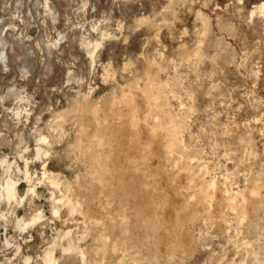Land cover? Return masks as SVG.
<instances>
[{
	"label": "rangeland",
	"instance_id": "rangeland-1",
	"mask_svg": "<svg viewBox=\"0 0 264 264\" xmlns=\"http://www.w3.org/2000/svg\"><path fill=\"white\" fill-rule=\"evenodd\" d=\"M262 5L0 0V163L10 164H0V191L6 179L17 191L15 201L0 199V264H44L55 239L59 264H99L103 239L115 232L128 243L122 264H264ZM122 93L131 95L140 122L148 115L139 122L142 142L149 139L147 126L171 127L178 144L171 158L162 156L157 142L145 159L131 149ZM93 105L105 128L99 132ZM80 127L86 133L79 136ZM94 134L110 147L91 145ZM159 135L165 136L162 130ZM37 148L46 155L37 157ZM183 167L200 176H194L196 190L213 184L227 194L225 203H241L260 184L253 211L222 209L223 218L209 221L200 208L188 223V213L178 211L181 196L190 200L191 193ZM43 170L58 186L43 178ZM145 171L154 177L142 178ZM100 179L103 187L92 186ZM154 191L165 201L152 204ZM68 200L81 205L70 213ZM103 200L124 218L116 230L106 221ZM38 213L39 223L24 228ZM177 224L187 236L185 248L171 250ZM69 241L85 251L84 263L78 251H61ZM112 255L103 264H114Z\"/></svg>",
	"mask_w": 264,
	"mask_h": 264
},
{
	"label": "bare ground",
	"instance_id": "bare-ground-1",
	"mask_svg": "<svg viewBox=\"0 0 264 264\" xmlns=\"http://www.w3.org/2000/svg\"><path fill=\"white\" fill-rule=\"evenodd\" d=\"M264 5H262V7L260 8V12L261 13H263L264 12ZM95 44V43H94ZM97 47V46H96ZM95 48V47H94ZM131 95H125L124 93H122L121 94V97L118 99V101L119 102H123L122 104L124 105H126L127 106V109L129 110L128 112H126V113H128L127 115H128V124L127 125H129L128 127L129 128H127L128 129V131L127 132H129V134H130V136H129V142H130V147H131V149H133V150H135L136 151V153H138L141 157H142V159H145L146 157H148L150 154L151 155H153L152 153H153V146H156V145H154V144H156V142H157V146H159L160 147V149H161V152H162V156L164 157V158H166V159H169V158H171L172 156H173V153H175V150L177 149L176 147H177V141L174 139V138H172L171 136H170V134L172 133V130H171V127H169V126H166V127H161V125H158V124H154V125H149V123H148V125L149 126H147V128H146V130H147V132H148V135H149V139L148 140H146V141H144V142H142L141 140H140V132H141V122H143V121H145V118L147 119V117L146 116H148V115H146V116H144V118L142 117V119H141V117H140V119L142 120L141 122H140V120H139V118L136 116L138 113H139V110H138V113L136 114V109H135V107L136 106H134V105H132V104H134V101H133V103H131L132 102V100H131V97H130ZM115 100V99H114ZM118 101H117V103H118ZM136 104V103H135ZM99 105V104H98ZM118 105H119V103H118ZM137 105V104H136ZM149 105V104H148ZM114 106H116V105H114ZM99 107V106H98ZM98 107L97 106H92L91 107V118L96 122V124H97V130H96V132H99L100 131V129L103 127L104 128V125H102V122L100 121L101 119H100V112H99V110H98ZM78 109V108H77ZM82 108H79V110H78V112L79 113H82V112H84L83 111V109L81 110ZM126 109V110H127ZM139 109V108H138ZM151 109V108H150ZM149 109V110H150ZM152 109H153V107H152ZM155 110V109H154ZM82 111V112H81ZM146 112V111H145ZM149 112V111H148ZM147 112V113H148ZM120 116V115H119ZM139 116V115H138ZM57 117V116H56ZM122 117V116H121ZM154 118V117H153ZM155 118H156V116H155ZM160 118V117H159ZM57 119V118H56ZM118 119V118H117ZM120 119V118H119ZM118 119V120H119ZM157 119L158 118H156L155 119V121H157ZM159 120V119H158ZM168 121V120H167ZM95 122H93V123H95ZM104 122V121H103ZM139 122H140V124H139ZM146 122V121H145ZM178 123H179V121H178ZM169 124V123H168ZM167 124V125H168ZM179 125V124H178ZM108 126V125H107ZM178 127V126H177ZM125 128H126V126H125ZM124 128V129H125ZM145 128V127H144ZM143 128V129H144ZM105 129V128H104ZM110 129V128H109ZM179 129V128H178ZM161 130L164 132V134H165V136L164 137H162V136H160L159 135V133L161 132ZM180 130L181 129H179V133H180ZM174 131V130H173ZM182 131V130H181ZM86 133V130L84 129V127H80V129H79V131H78V135L80 136V134H85ZM181 134V133H180ZM146 137H148V136H146ZM47 139H46V137L45 138H41L40 139V141H38V142H41V143H45V141H46ZM91 145L92 144H94V146H97L98 147V149H99V147H104V145H106L105 144V142H104V140H103V136H100V137H98L96 134H94L92 137H91ZM89 141V142H90ZM77 143H79V142H77ZM90 144V143H89ZM89 144H87V145H89ZM180 145V144H179ZM106 146H108V144L106 145ZM156 146V147H157ZM39 147V146H38ZM92 147V146H91ZM108 147H110V146H108ZM107 147V148H108ZM159 147H158V149H159ZM94 148V147H93ZM88 149V148H87ZM92 149V148H91ZM92 150H94V149H92ZM83 151V150H82ZM87 151V150H86ZM90 150H88V152H89ZM99 151V150H98ZM97 151V152H98ZM102 151H103V148H102ZM36 153H37V157L41 154V153H44V155H46V152H44V151H42L40 148H37L36 149ZM93 153H94V151H93ZM103 153V152H102ZM160 153V152H159ZM97 154V153H96ZM108 154V153H107ZM88 155V154H87ZM99 155V154H98ZM106 155V154H105ZM100 157H103V156H99V158ZM106 157V156H105ZM178 157H181V156H178ZM109 158V157H108ZM101 159V158H100ZM95 160V159H94ZM99 160V159H98ZM102 160V159H101ZM104 160V159H103ZM107 160V159H106ZM134 160V162H135V159H133ZM181 160V159H180ZM97 161V160H96ZM105 161V160H104ZM93 162V161H92ZM101 162V161H100ZM193 162V161H192ZM191 162V163H192ZM102 163H103V161H102ZM106 163H107V161H106ZM136 163V162H135ZM1 165H7V168L8 167H10V164H8L6 161H2L1 163H0ZM94 164V163H93ZM97 164V163H96ZM134 164V163H133ZM184 164V163H183ZM187 164V163H186ZM99 165H101V164H99ZM103 165H104V163H103ZM175 165V164H174ZM188 165V164H187ZM44 166V165H43ZM107 166V165H106ZM183 166H186V165H183ZM189 166V165H188ZM190 167V166H189ZM187 168V167H183V168H181L180 170L181 171H185V172H187L188 174H187V176H188V185H186V186H188V190H190L191 191V193L189 194V196H188V194H187V196L190 198V200L189 199H185L183 196H181L182 197V200H181V203H180V206H179V210L178 211H180L181 213H183V214H185V213H188V214H185V215H187L186 216V219L188 220V223H190V221H193L194 219H196V217L198 218V214L199 213H197V211L201 208L203 211H204V214L206 213V215H207V220H209V221H212L214 218H216L217 216H219L220 218H223V216H224V214L225 213H222V211H220V210H222V209H225L224 211H227V210H232V211H237V212H239V211H242V212H244V213H248V212H250L252 209H253V207L255 206V204L257 203L256 201H257V198H256V193L257 192H259L258 190L260 189V184L259 185H255V183H254V187H253V189H251V191L246 195V197L245 198H243L242 199V202L241 203H235V202H229V203H225V201H224V199H225V195H224V193H223V190H216V188L214 187V185L213 184H211V185H209V187H207V188H203V189H199V190H196L195 188H197V186L198 185H196V182H195V177L194 176H196V175H194L193 174V171H191V169L190 168ZM97 168V167H96ZM177 168V167H176ZM103 169V168H102ZM101 169V171L99 172V175H102L103 173L105 174V171L106 170H102ZM107 169V168H106ZM98 170V169H97ZM100 170V169H99ZM149 170V169H148ZM4 172H6V171H4ZM153 172H155V171H153ZM158 172V171H157ZM47 172H45V170H43V174H42V176H43V178H45V179H47L49 182H50V184L52 185V187L53 186H58V179L54 176V175H47L46 174ZM150 173V172H149ZM158 173H160V172H158ZM51 174V173H50ZM155 174V173H154ZM27 173L25 174V176L27 177ZM152 175V174H151ZM151 175H149L148 174V171H145V172H143L142 173V178H145V179H147V178H150L149 176H151ZM201 175V174H200ZM106 176V175H105ZM153 177H154V175H152ZM197 176H199V175H197ZM196 176V177H197ZM200 177V176H199ZM9 178V177H8ZM109 178V177H108ZM107 178V179H108ZM99 179V178H98ZM106 179V180H107ZM94 180V179H93ZM102 179H100V180H97L96 182H93L92 183V186L95 184H97V186L98 187H101L102 186ZM119 181V180H118ZM198 181V180H197ZM104 182V181H103ZM198 182H200V181H198ZM87 184V183H86ZM105 184V183H104ZM108 184V183H107ZM116 184V183H115ZM121 184V183H120ZM119 184V185H120ZM198 184V183H197ZM95 185H94V187H95ZM216 185V184H215ZM251 185H252V183H251ZM253 186V185H252ZM91 187V186H90ZM103 187V186H102ZM124 187V186H123ZM84 188V187H83ZM97 188V187H96ZM221 188H222V186H221ZM55 189V188H54ZM94 189V188H93ZM105 190V189H104ZM86 191H87V189H86ZM88 191H89V189H88ZM87 191V192H88ZM29 192H31L32 193V195H33V189H31V190H29ZM155 192V195L154 194H152L151 195V200L153 201L152 202V204L154 203H156L157 202V200H164L165 201V199H164V195L162 194V192H159V194H156V192L158 193V191H154ZM180 192V191H179ZM178 192V193H179ZM152 193V192H151ZM187 193V192H186ZM185 193V194H186ZM228 193V192H227ZM234 193V192H233ZM16 194H17V191H16V183L15 182H12L10 179H6V181L4 182V185L1 187V191H0V199L1 200H4L5 202H11V201H15L16 200ZM95 194V193H94ZM112 194V193H111ZM182 195H183V192L181 193ZM180 194V195H181ZM226 194V193H225ZM231 194V193H230ZM110 195V194H109ZM143 195V194H142ZM227 195V194H226ZM71 196V195H70ZM140 197V196H139ZM105 198V197H104ZM233 198H234V196H233ZM92 199V198H91ZM146 199V198H145ZM235 200H236V198H234ZM233 199V200H234ZM64 200V199H63ZM80 200V199H79ZM88 200V199H87ZM109 200V199H108ZM115 200V199H114ZM214 200L215 201H217L216 203V205L218 206V208H219V212H220V214L218 215V214H215V210H214V206L216 207V205L214 204V206L212 205L213 204V202H214ZM86 201V200H85ZM104 201V200H103ZM107 201V200H106ZM106 201H104L103 203H102V208H103V211H104V215H105V218H106V221L108 222V224H109V226L112 228V229H117V224H119L120 222H123V217H121V216H117V215H115L114 213H113V206H111V204L109 203V202H111L112 200H111V198H110V201L108 202H106ZM164 201H162V202H164ZM58 203V202H57ZM66 203V202H65ZM150 204H151V202H149ZM161 203V202H160ZM260 203V202H259ZM63 204V203H62ZM81 205V202L79 201V202H77L76 203V206H80ZM54 206V205H53ZM67 208H69V212L70 213H72V212H74L75 210V205L74 204H71L70 203V201L68 200L67 201V205H65ZM115 206V205H114ZM259 206H260V204H259ZM149 207V206H148ZM97 208V207H96ZM217 208V207H216ZM217 208V209H218ZM115 209V208H114ZM118 209V208H117ZM120 209V208H119ZM148 209H150V207L148 208ZM239 210V211H238ZM100 211V210H99ZM253 211V210H252ZM53 214L54 215H57L58 214V210L56 209V208H53ZM100 214H102V213H100ZM233 214V213H232ZM85 215V214H84ZM184 215V216H185ZM236 215V214H235ZM238 215V214H237ZM248 215V214H247ZM59 216V215H58ZM99 216H101V215H99ZM89 217V216H88ZM103 217V216H102ZM41 215H40V213H38V214H34L32 217H31V219L26 223V224H24V228H27V227H31V226H34L35 224H37V223H39V221L41 220ZM245 218V217H244ZM243 217H242V219H244ZM185 219V220H186ZM105 220V219H104ZM177 220V219H176ZM220 220V219H219ZM20 221V220H19ZM214 221V220H213ZM178 222V221H177ZM18 223V222H17ZM21 223V222H20ZM77 223V222H76ZM100 223V222H99ZM102 223V222H101ZM19 224V223H18ZM98 224V223H97ZM179 224H180V222H179ZM182 224V223H181ZM190 224H192V223H190ZM90 225V224H89ZM102 225H103V223H102ZM178 225V224H177ZM119 226V225H118ZM121 226V225H120ZM182 226H183V224H182ZM213 226V225H212ZM103 227V226H102ZM175 227V231H174V234H172V235H174V237H175V239L178 237H180V239H176V241L174 240V241H172L170 244H169V249H171V250H175V249H177V250H179L180 248L182 249V248H185V245H184V243H185V238H187V236L186 235H184L183 233H181V232H183V228L182 227H180L179 225L178 226H174ZM109 228V227H108ZM182 228V229H181ZM111 230V229H110ZM70 231V230H69ZM87 231V230H86ZM112 231V230H111ZM120 232V231H119ZM69 233L70 232H66L65 234H64V237H67L68 235H69ZM104 233V232H103ZM113 233V232H112ZM114 234V233H113ZM188 234V233H187ZM83 235V234H82ZM88 235V234H87ZM100 235V234H99ZM99 235H98V237H99ZM108 236H110V234H107ZM107 235H106V237H105V239H103L104 240V246H103V248H101L99 251H100V253H99V255H101L102 256V258L100 259V261H99V264H103L104 262H103V257H105V255L106 254H113V255H117V258H116V261L114 262V264H122L123 263V260H124V256H125V251L127 250L126 248L128 247V243H127V241H125V240H123V238L122 237H120L119 235H120V233H118V232H115V234H114V236H113V238H112V236H111V238L112 239H110V238H107ZM104 237V236H103ZM87 238V237H86ZM145 238V237H144ZM189 238V237H188ZM57 239H58V237H57ZM67 239V238H66ZM101 239V238H100ZM62 241V240H61ZM83 241V240H82ZM54 242V241H53ZM52 242V243H53ZM129 243H130V241H128ZM58 243H60V242H58ZM57 243V241H56V239H55V242L53 243V244H51V247L44 253V256H43V262H44V264H59L54 258H53V252L55 251V246L56 245H59ZM83 243V242H82ZM193 243V242H192ZM187 244V243H186ZM132 245V244H131ZM130 245V246H131ZM191 245V244H190ZM129 246V247H130ZM188 246V245H187ZM54 247V251L52 252V248ZM62 247V246H61ZM61 247H60V249H61ZM188 248V247H187ZM46 250V249H45ZM188 250H189V248H188ZM61 251H63L64 253L65 252H68V253H70V252H76V251H78V255H80L79 257H81L80 259H82V261L84 260V258H86V257H84V256H86L85 255V251L84 250H82V249H80V248H78V247H76V246H74L73 244H71V241H69V243H67V247H62V250ZM89 251V250H88ZM90 252V251H89ZM89 252H88V254H89ZM168 252V251H167ZM77 253V252H76ZM170 253V252H169ZM71 254V253H70ZM69 254V255H70ZM86 254H87V252H86ZM172 255H173V253H171ZM68 255V256H69ZM112 255V256H113ZM110 257V256H109ZM106 259V258H105ZM90 262V261H89ZM88 262V263H89ZM83 263H84V261H83ZM25 264H28V262L26 261L25 262Z\"/></svg>",
	"mask_w": 264,
	"mask_h": 264
}]
</instances>
